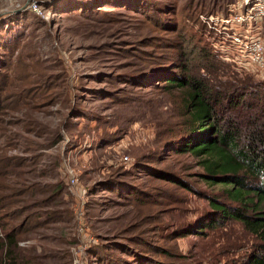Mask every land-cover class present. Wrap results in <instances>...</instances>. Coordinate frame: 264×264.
<instances>
[{
  "label": "rangeland",
  "instance_id": "374dc122",
  "mask_svg": "<svg viewBox=\"0 0 264 264\" xmlns=\"http://www.w3.org/2000/svg\"><path fill=\"white\" fill-rule=\"evenodd\" d=\"M247 13L259 22L258 66L231 42L233 30L250 22L226 23L230 14ZM7 46L11 53H0V167L24 161L21 181L31 187L17 205L18 222H48L19 235L20 251L35 252L39 264H127L125 251L138 231L160 246L155 251L192 256L176 257L181 262L237 264L260 250L262 241L236 220L174 238L211 211L208 195L231 201L221 186L192 177L201 170L195 156L163 146L182 132L184 119L181 89L166 87L159 71L190 62L204 72L202 54L209 50L231 63L232 79L264 80V0H0V51ZM153 161L203 193L137 172L127 176L130 183L160 193L132 209L101 183L124 177L135 162ZM102 245L112 260L97 259ZM136 246L145 248L142 240Z\"/></svg>",
  "mask_w": 264,
  "mask_h": 264
},
{
  "label": "trees",
  "instance_id": "16d2710c",
  "mask_svg": "<svg viewBox=\"0 0 264 264\" xmlns=\"http://www.w3.org/2000/svg\"><path fill=\"white\" fill-rule=\"evenodd\" d=\"M247 29L251 30L250 35L259 37V22L250 24ZM241 33L247 35L246 30ZM8 48L7 46L0 53L3 56L10 54ZM202 55L204 60L200 65L204 72H194L190 62L167 66L159 71L166 87L181 89V117L184 119L182 132L178 136H168L163 146L170 147L177 154L195 156L201 170L194 172L192 177L206 184L221 186V195H225L231 203L219 198L218 194L208 195L211 211L191 220L189 226L183 227L182 232L174 238L202 235L225 226L229 220H236L263 243L260 250H250L237 264H264V80H255L249 74L232 79L235 74L224 55L218 57L209 50ZM3 66L5 65L2 63L0 69ZM241 110H246L247 115H234ZM23 162L10 160L5 168L0 167V264H39V256L35 252L20 251L19 246V235L45 227L48 223L42 220L27 228L26 223L18 222L22 210L17 205L21 202V196L28 193L31 187L26 185L25 180L21 181ZM137 172L168 180L196 194L203 193L182 174L156 161L149 166L135 162L131 168L124 169L119 174L125 175L124 177L114 175L113 179L109 178L101 183L104 189L115 193L123 203H128L135 209L136 206L150 204L149 196L160 193L151 192L142 184L130 183L132 180H127V176L139 175ZM5 176L8 184L2 181ZM57 186L55 192L62 189L61 185ZM7 206H12L13 210H7ZM136 227L132 226L130 231H136ZM174 231L177 233V230ZM141 233H133L130 247L125 251L129 254L127 264H194L193 261L176 260V257L191 258L190 255L171 254L165 248L155 251L160 246L151 244L149 238L145 239ZM169 233L167 235H171ZM137 237H141L139 240L144 242L145 248L136 246L139 243ZM110 251L105 245L98 246L97 259L112 257ZM102 262L110 264L104 259ZM117 264H121L119 260ZM207 264L218 262L211 259ZM231 264H236L235 260Z\"/></svg>",
  "mask_w": 264,
  "mask_h": 264
},
{
  "label": "built area",
  "instance_id": "2783aa9c",
  "mask_svg": "<svg viewBox=\"0 0 264 264\" xmlns=\"http://www.w3.org/2000/svg\"><path fill=\"white\" fill-rule=\"evenodd\" d=\"M31 8H33L34 10H39L38 4L36 2H34L33 4H31ZM232 15L230 14V17L227 18L229 21H226V23H235V25H244V23L246 22H250V24H253L255 22H258V18L256 14H249L247 13L242 19L237 18V19H233V17H231ZM225 23V22H224ZM223 23V24H224ZM228 24H224L227 25ZM237 27V26H235ZM235 32H233L232 34V40L231 42L233 43V45L237 46L238 45V49H240L242 51L243 54H245L248 58H251V62L253 64H255V66H258V62L263 64V61H260V57L257 54V49L255 48L258 44H259V37L250 35L251 34V30L246 29V33L247 35L241 33V32H236V30H233ZM229 33H231L229 31ZM244 37L246 39H244ZM252 37V38H249ZM260 47V45H259ZM255 56H259L258 59L254 57ZM126 159H128V157H126ZM78 179L76 178L75 175H72L71 177V184L72 185H76L77 184ZM81 196V195H79Z\"/></svg>",
  "mask_w": 264,
  "mask_h": 264
}]
</instances>
